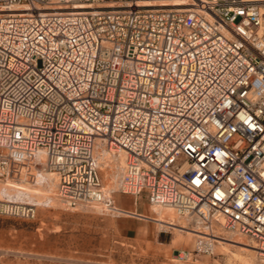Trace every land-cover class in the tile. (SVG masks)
I'll return each mask as SVG.
<instances>
[{"label": "built area", "instance_id": "2783aa9c", "mask_svg": "<svg viewBox=\"0 0 264 264\" xmlns=\"http://www.w3.org/2000/svg\"><path fill=\"white\" fill-rule=\"evenodd\" d=\"M0 12V181L50 170L63 203L115 209L99 141L124 154L119 192L196 224L184 255L211 253L224 229L264 264V0H0ZM34 211L0 197V215Z\"/></svg>", "mask_w": 264, "mask_h": 264}, {"label": "rangeland", "instance_id": "374dc122", "mask_svg": "<svg viewBox=\"0 0 264 264\" xmlns=\"http://www.w3.org/2000/svg\"><path fill=\"white\" fill-rule=\"evenodd\" d=\"M98 158L100 183L113 203L142 210L150 219L92 203L59 202L53 177L32 167L29 179L0 181V197L35 204L31 217L0 215V264H259L250 240L224 229L216 232L211 253L184 255L198 231L192 222L173 209L157 212L143 194L119 192L110 174L113 164L103 152Z\"/></svg>", "mask_w": 264, "mask_h": 264}, {"label": "bare ground", "instance_id": "6f19581e", "mask_svg": "<svg viewBox=\"0 0 264 264\" xmlns=\"http://www.w3.org/2000/svg\"><path fill=\"white\" fill-rule=\"evenodd\" d=\"M74 7H82V6H74ZM19 8H22L21 6H16V5H12L9 9H19ZM2 13H4V12H0V14H2ZM99 152H103L105 155H107L108 156V161H107V163H110L112 166H113V170H112V172L110 173L111 174V176H112V179L115 181V179H117V181H118V178H119V176H120V173H121V169H122V166H123V156H124V154H123V152L122 151H120V150H112V149H107V148H105L99 141H96V144H95V146H94V155H95V158H96V161H97V165L99 166V164H101L100 163V160H99V158H98V154H99ZM115 160V161H114ZM42 171H44L45 173H47V174H49V175H51L52 177H53V179H54V182H56V178H55V174L52 172V171H50V170H43L42 169ZM116 185H117V182H116ZM103 189V188H102ZM105 192V191H104ZM55 198L59 201V202H62L63 200L62 199H60V198H58L56 195H55ZM80 205H88L87 203L86 204H82V203H79ZM92 205H97V204H94V203H92ZM152 207H155L156 209H157V212H159V213H161L163 210H167V211H169V212H171V213H173L172 212V209H173V207L172 206H170V205H167V204H163V205H152ZM174 210V209H173ZM174 212L176 213V214H178L175 210H174ZM179 216H183V215H181V214H178ZM183 217H185V216H183ZM187 218V217H186ZM188 219V218H187ZM189 220V219H188ZM193 222V221H192ZM190 227H193L195 230L197 229V226H196V224H194V223H190V225H189ZM198 230V229H197ZM217 231H215V234H214V236H216V235H218L217 233H216ZM233 233H236V232H233ZM241 235V234H240ZM214 238H216V237H214ZM215 242H214V244L215 243H217V241L216 240H214ZM253 244V243H252ZM254 246V245H253ZM1 252V251H0Z\"/></svg>", "mask_w": 264, "mask_h": 264}, {"label": "crops", "instance_id": "0c3cea01", "mask_svg": "<svg viewBox=\"0 0 264 264\" xmlns=\"http://www.w3.org/2000/svg\"><path fill=\"white\" fill-rule=\"evenodd\" d=\"M115 208L119 211V213H121V212H124V213H131V214H135V215H137V216H140V217H143L144 219H146V218H149L148 217V215H146V214H144V213H146V212H144V211H142V210H139V211H137L136 209H133V211H129V210H126V209H122V208H120V207H118V206H116L115 205ZM138 212H142V213H138ZM148 214V213H147ZM150 219V218H149ZM152 220H155L154 218H151ZM157 221H159V220H157ZM158 224H160L159 222H158Z\"/></svg>", "mask_w": 264, "mask_h": 264}]
</instances>
